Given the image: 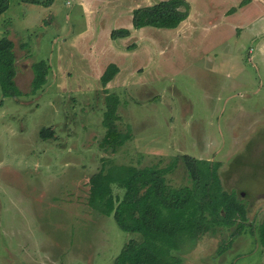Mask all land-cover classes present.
Listing matches in <instances>:
<instances>
[{"label":"rangeland","instance_id":"obj_1","mask_svg":"<svg viewBox=\"0 0 264 264\" xmlns=\"http://www.w3.org/2000/svg\"><path fill=\"white\" fill-rule=\"evenodd\" d=\"M161 1L10 0L0 16V40L15 44L18 94L6 96L0 82V264H115L139 235L88 206L90 178L180 159L166 176L180 187L186 155L220 162L252 231L233 238L236 227L223 228L174 255L183 264H264V4L244 12V0H187L179 27L135 30L133 12ZM118 29L131 35L113 39ZM41 62L47 80L35 90ZM112 64L118 73L104 85ZM109 108L129 136L120 148L104 144ZM44 128L55 137L43 140Z\"/></svg>","mask_w":264,"mask_h":264},{"label":"trees","instance_id":"obj_2","mask_svg":"<svg viewBox=\"0 0 264 264\" xmlns=\"http://www.w3.org/2000/svg\"><path fill=\"white\" fill-rule=\"evenodd\" d=\"M49 6L54 0L43 4L37 0H20ZM10 6V0H0V16ZM191 12L187 0H164L154 5L141 7L133 12V27L175 29L185 22ZM131 32L118 29L112 32L113 39L127 38ZM15 44L5 37L0 40V75L3 92L16 97ZM35 90L42 88L47 80L48 69L41 62L33 66ZM118 68L112 64L103 75L108 84ZM114 109L109 108L105 126L106 146L122 147L129 136L114 125ZM118 121V118H117ZM55 132L49 128L41 131L43 140L53 139ZM180 159H177V162ZM182 162L189 177L188 185L173 187L166 176L173 173L177 162L166 167L135 166L102 169L89 180L88 206L104 216H113L122 231L138 234V239L126 243L115 264H183L174 253L180 252L192 241L216 237L220 229L236 227L231 236L237 237L247 228L248 210L235 192L223 187L220 162L211 163L191 156H183ZM124 191L116 195L114 188ZM252 231V229L250 230ZM253 233V232H252ZM258 237L264 244V220L258 227Z\"/></svg>","mask_w":264,"mask_h":264},{"label":"crops","instance_id":"obj_3","mask_svg":"<svg viewBox=\"0 0 264 264\" xmlns=\"http://www.w3.org/2000/svg\"><path fill=\"white\" fill-rule=\"evenodd\" d=\"M255 1H258V0H255ZM263 1H264V0H260V1H259V4H264ZM252 2H253V0H249L247 3H245V0H244V1L239 5V7H241V8H240L241 10H243V11H244V10L247 11L248 9H246V8H248V7H245V5H247L248 3H251V4H252ZM232 11H233V10H232ZM245 11H244V12H245ZM263 12H264V11H263ZM248 14H249V13H248ZM248 14H246V15H248Z\"/></svg>","mask_w":264,"mask_h":264}]
</instances>
